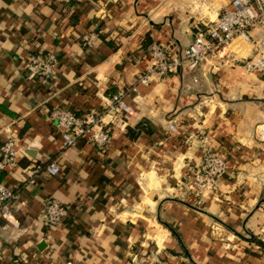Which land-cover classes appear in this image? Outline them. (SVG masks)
<instances>
[{
  "label": "crops",
  "instance_id": "crops-1",
  "mask_svg": "<svg viewBox=\"0 0 264 264\" xmlns=\"http://www.w3.org/2000/svg\"><path fill=\"white\" fill-rule=\"evenodd\" d=\"M229 1L215 0L209 16ZM196 22L181 0H0V144L19 145L18 166L0 173L16 195L0 218V264H264V143L253 133L264 123V79L241 63L250 45L137 84L105 151L86 139L63 148L50 120L55 107L102 110L146 71L153 42L185 48ZM37 52L57 55L53 82L26 80ZM143 120L152 134L130 139ZM200 130L228 164L203 197L186 185L203 161ZM51 161L57 176L45 171ZM49 197L68 209L53 230L41 221Z\"/></svg>",
  "mask_w": 264,
  "mask_h": 264
},
{
  "label": "built area",
  "instance_id": "built-area-1",
  "mask_svg": "<svg viewBox=\"0 0 264 264\" xmlns=\"http://www.w3.org/2000/svg\"><path fill=\"white\" fill-rule=\"evenodd\" d=\"M57 1L69 3L71 0ZM181 1L187 12L197 20L194 41L185 48H179L172 42H153L148 50L149 66L146 71L137 77L131 87L106 97L102 110L79 116L66 108H53L50 120L61 136L63 148L75 147L81 139H86L105 151L112 139L110 121L116 115L130 112L126 98L136 91L137 84L148 85L155 77L164 78L195 70L207 63L211 56L227 57L240 45L247 44L251 48L249 56L241 60L244 69L264 79V0H230L220 12H215V18L209 16L215 10V0ZM92 41V36H86L83 44L88 47ZM57 65L58 57L54 53L31 54L25 62L26 80L53 82ZM168 130L176 133L178 126L170 122ZM253 133L255 140L264 143V123L257 125ZM198 140L202 146L203 161L186 185L196 196L203 197L217 190L218 181L227 172L228 164L226 156L216 148L205 130L199 131ZM18 154L19 145L14 138L0 144V173L18 166ZM45 171L50 176H57L60 167L57 162L51 161ZM15 199L14 192L0 184V218L9 220ZM67 216V207L56 198L49 197L42 202L41 221L48 230L61 227Z\"/></svg>",
  "mask_w": 264,
  "mask_h": 264
},
{
  "label": "trees",
  "instance_id": "trees-1",
  "mask_svg": "<svg viewBox=\"0 0 264 264\" xmlns=\"http://www.w3.org/2000/svg\"><path fill=\"white\" fill-rule=\"evenodd\" d=\"M81 0H71L68 5H77ZM153 127L148 120H143L135 127H128L127 128V136L130 139L138 138L142 133L152 134Z\"/></svg>",
  "mask_w": 264,
  "mask_h": 264
}]
</instances>
